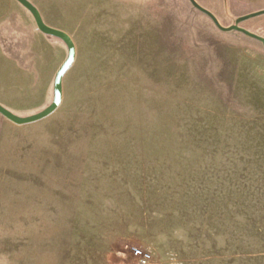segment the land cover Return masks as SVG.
I'll use <instances>...</instances> for the list:
<instances>
[{
    "label": "rangeland",
    "instance_id": "obj_1",
    "mask_svg": "<svg viewBox=\"0 0 264 264\" xmlns=\"http://www.w3.org/2000/svg\"><path fill=\"white\" fill-rule=\"evenodd\" d=\"M76 57L49 117L0 114V264H264V46L189 0H29ZM224 27L264 0H197ZM241 27L264 37V15ZM68 56L0 0V104L53 101Z\"/></svg>",
    "mask_w": 264,
    "mask_h": 264
},
{
    "label": "water",
    "instance_id": "obj_2",
    "mask_svg": "<svg viewBox=\"0 0 264 264\" xmlns=\"http://www.w3.org/2000/svg\"><path fill=\"white\" fill-rule=\"evenodd\" d=\"M16 1H18L22 6H24L32 14L38 29L42 33L48 36H53V37L60 39L61 41L65 43V45L68 48L67 59L61 65V67L59 68L55 76L54 89H53V101L48 107H46L44 110L38 113H35L33 115L22 117V116L16 115L15 113H13L12 111L8 110L7 108H5L4 106L0 104V114L2 116H4L6 119H8L9 121L13 122L16 125H26V124H31V123L41 121L49 117L60 107L62 100H63V79H64L65 74L69 71V69L72 67L75 61L76 49H75V45L71 37L64 31L48 26L44 22L42 15L40 11L38 10V8L34 6L29 0H16ZM189 1L195 9L207 15L221 31H224V32L237 31V32L243 33L246 36H249L253 39L260 41L264 46V37L257 35L240 26L246 20L264 15V10L241 16L236 20V23L234 25L229 26V27H224L221 25L219 19L211 11L201 6L196 0H189Z\"/></svg>",
    "mask_w": 264,
    "mask_h": 264
},
{
    "label": "built area",
    "instance_id": "obj_3",
    "mask_svg": "<svg viewBox=\"0 0 264 264\" xmlns=\"http://www.w3.org/2000/svg\"><path fill=\"white\" fill-rule=\"evenodd\" d=\"M131 254L138 260L139 264H156L153 255L140 248H132Z\"/></svg>",
    "mask_w": 264,
    "mask_h": 264
},
{
    "label": "flooded vegetation",
    "instance_id": "obj_4",
    "mask_svg": "<svg viewBox=\"0 0 264 264\" xmlns=\"http://www.w3.org/2000/svg\"><path fill=\"white\" fill-rule=\"evenodd\" d=\"M197 1V0H196ZM190 2V1H189ZM192 5V4H191Z\"/></svg>",
    "mask_w": 264,
    "mask_h": 264
}]
</instances>
